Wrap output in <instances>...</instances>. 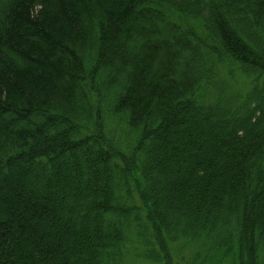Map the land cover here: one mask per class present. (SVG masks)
I'll list each match as a JSON object with an SVG mask.
<instances>
[{"label":"trees","instance_id":"trees-1","mask_svg":"<svg viewBox=\"0 0 264 264\" xmlns=\"http://www.w3.org/2000/svg\"><path fill=\"white\" fill-rule=\"evenodd\" d=\"M0 264H264V0H0Z\"/></svg>","mask_w":264,"mask_h":264}]
</instances>
